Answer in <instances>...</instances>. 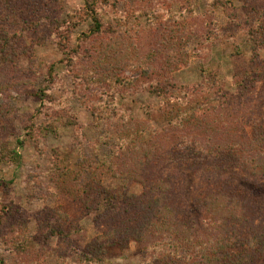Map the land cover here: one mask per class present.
Here are the masks:
<instances>
[{"label": "rangeland", "instance_id": "obj_1", "mask_svg": "<svg viewBox=\"0 0 264 264\" xmlns=\"http://www.w3.org/2000/svg\"><path fill=\"white\" fill-rule=\"evenodd\" d=\"M89 3L96 4L103 33L83 41L92 26L84 13ZM71 16L77 24L73 30L67 25ZM261 17L264 0H233L225 7L219 0H0V50L9 42L0 52V159L7 144L21 156L18 164L0 162V264H82L97 235L95 214L81 219L82 235L73 241L52 236L50 212L59 204L52 171L72 169L88 181L87 166L107 161L116 149V142L101 141L109 129L132 119L142 122L169 157L183 160L178 163H187L188 142L204 141H186L170 128L155 93V76L122 87L99 82L91 55L104 40L130 36L141 53L158 50L155 67L160 68L169 56L171 30L185 23L193 35L178 47L189 61L170 77V96L183 100L189 89L198 88L216 110L211 118L224 127L248 124L264 130V81L244 94L236 85L237 77L254 71L250 32ZM65 46L68 52L79 47L81 56L69 63ZM260 60L264 64V50ZM126 76L134 78L131 72ZM226 96L233 99L230 104ZM223 176L241 181L238 171ZM206 178L217 176L199 172L187 186L198 189ZM103 184L119 195L143 193L133 180L105 175ZM21 246L25 251L17 249ZM144 258L133 242L112 251L108 264H142Z\"/></svg>", "mask_w": 264, "mask_h": 264}, {"label": "trees", "instance_id": "obj_2", "mask_svg": "<svg viewBox=\"0 0 264 264\" xmlns=\"http://www.w3.org/2000/svg\"><path fill=\"white\" fill-rule=\"evenodd\" d=\"M232 1L219 3L225 7ZM96 8V4L89 3L84 9L92 26L83 41L103 33ZM70 18L67 25L73 30L77 24L74 16ZM259 20L250 32L254 71L236 78L237 89L243 94L264 81L260 60L264 18ZM187 28L180 23L171 30L169 56L160 68L155 67L158 50L143 54L130 36H111L103 41L98 53L91 55L101 84L131 86L138 79L151 80L155 76V93L170 128L186 141L201 137L204 141L192 145L188 142L191 154L186 157L187 163H178L183 160H177L175 154L169 157L148 126L132 119L122 127L109 129L101 138L105 143L116 142V149L107 161L87 166L88 181H83L82 172L58 166L53 169L52 183L59 204L50 212L52 236L73 241L82 235L81 219L95 214L97 235L87 245L82 264H108L112 251L125 250L133 242L145 255L142 264H264V130L260 126L248 128V124L224 127L211 118L216 110L201 99L198 88L189 89L183 100L170 96L169 90L174 89L170 77L189 61L179 55L178 47L184 37L193 35ZM64 54L69 63L81 56L79 47L68 52L65 46ZM127 72L132 73V80ZM48 74L53 79V67ZM225 101L230 104L233 99L226 96ZM97 121L101 127L102 121ZM147 134L149 139H145ZM2 161L18 164L21 156L7 144L3 146ZM205 171L217 178L204 179L198 189L188 188L189 177L196 179L199 172ZM237 171L239 183L223 176ZM105 175L133 180L143 187V193L119 195L104 186ZM241 182L248 186H241ZM17 249L25 251L22 246Z\"/></svg>", "mask_w": 264, "mask_h": 264}]
</instances>
